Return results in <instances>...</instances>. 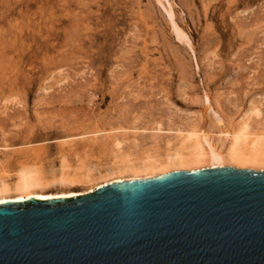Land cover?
Returning a JSON list of instances; mask_svg holds the SVG:
<instances>
[{"label":"rangeland","instance_id":"374dc122","mask_svg":"<svg viewBox=\"0 0 264 264\" xmlns=\"http://www.w3.org/2000/svg\"><path fill=\"white\" fill-rule=\"evenodd\" d=\"M243 126L264 139V0H0L1 174L64 158L91 179L47 192L86 194Z\"/></svg>","mask_w":264,"mask_h":264},{"label":"water","instance_id":"95a60500","mask_svg":"<svg viewBox=\"0 0 264 264\" xmlns=\"http://www.w3.org/2000/svg\"><path fill=\"white\" fill-rule=\"evenodd\" d=\"M0 264H264V170H173L0 203Z\"/></svg>","mask_w":264,"mask_h":264},{"label":"bare ground","instance_id":"6f19581e","mask_svg":"<svg viewBox=\"0 0 264 264\" xmlns=\"http://www.w3.org/2000/svg\"><path fill=\"white\" fill-rule=\"evenodd\" d=\"M245 126L234 132L228 131V129L224 131L226 138H228V145L225 148L222 146L221 148L215 147L216 145L214 146L210 142L208 134L206 135L205 132L200 136L192 133L194 129H191V133L187 131L188 135L181 136L182 140L179 139L180 143H177V146L173 145V147L168 148V152L163 158L147 155L134 162V160L117 155L120 160L112 169L108 170L109 176L116 178L114 177L102 185L122 180L151 178L157 174L173 170H193L205 167L232 166L264 170V139L258 137L250 139L248 126L247 128ZM186 140L190 141L187 142ZM66 162L63 158L60 165L57 166L58 168L51 167L48 170L36 165V163L26 165V163L20 162L21 165L19 164L13 173H0V201H21L31 197L46 199L81 195L82 192L72 190L47 192V189L54 186L70 189L75 184L90 181V173L81 172L83 166L72 168L69 166L70 163L67 164ZM127 174L130 176L123 177ZM99 186V184L92 185L88 192H92Z\"/></svg>","mask_w":264,"mask_h":264},{"label":"snow or ice","instance_id":"6c2138e0","mask_svg":"<svg viewBox=\"0 0 264 264\" xmlns=\"http://www.w3.org/2000/svg\"><path fill=\"white\" fill-rule=\"evenodd\" d=\"M0 203H3V201H0Z\"/></svg>","mask_w":264,"mask_h":264}]
</instances>
